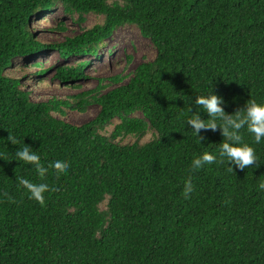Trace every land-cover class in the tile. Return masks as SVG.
Masks as SVG:
<instances>
[{"label": "trees", "instance_id": "16d2710c", "mask_svg": "<svg viewBox=\"0 0 264 264\" xmlns=\"http://www.w3.org/2000/svg\"><path fill=\"white\" fill-rule=\"evenodd\" d=\"M55 5L102 19L40 40ZM125 23L155 48L125 75L32 99L3 73L46 47L99 56ZM88 62L52 75L78 88ZM0 264H264V0H0Z\"/></svg>", "mask_w": 264, "mask_h": 264}, {"label": "rangeland", "instance_id": "374dc122", "mask_svg": "<svg viewBox=\"0 0 264 264\" xmlns=\"http://www.w3.org/2000/svg\"><path fill=\"white\" fill-rule=\"evenodd\" d=\"M31 29L34 35L47 42L63 40L65 35L72 34L81 30L83 27L90 26L94 22L102 19L101 15L87 13L84 19L76 22L70 16L64 14L60 5L52 7L51 11H45L40 18L33 16L31 18ZM58 20H63L66 29L59 31L51 29ZM49 26V27H47ZM50 28V29H49ZM99 56L92 54L62 56L55 47H46L25 54L21 58H15L14 61L5 67L4 73L20 76L24 87L30 91L32 99H45L51 94L65 96L73 94L82 89H87L98 82L97 78L103 76V82L108 80V76L113 73L125 75L130 72L140 61L151 59L154 56L155 48L148 38L139 33L136 25L125 23L114 28L104 39L102 45L98 48ZM80 59H88L84 67L85 77L77 81L78 88L69 85L60 84L52 75L54 66L63 63H75ZM31 61L40 62L42 67H48V70L41 76L44 77L42 82L39 81V75L33 71L37 69L36 65H30ZM110 82V81H109ZM111 83V82H110ZM116 83H111L115 85ZM98 110L96 105H90L86 111L69 110L64 118L68 121L79 124L90 118ZM115 122V121H114ZM112 124L107 126L111 129ZM145 135L142 140H146ZM134 137H127L124 141H131ZM122 140V141H123Z\"/></svg>", "mask_w": 264, "mask_h": 264}, {"label": "clouds", "instance_id": "9594fccd", "mask_svg": "<svg viewBox=\"0 0 264 264\" xmlns=\"http://www.w3.org/2000/svg\"><path fill=\"white\" fill-rule=\"evenodd\" d=\"M32 52V51H31ZM30 53V52H29ZM25 54H27V53H25ZM25 54H23V55H21V56H18V57H16V58H21V57H23ZM95 57H98V56H95ZM15 59V58H14ZM14 59H12L11 61L13 62L14 61ZM34 61H31L29 64L30 65H34V63H33ZM8 66V65H7ZM6 66V67H7ZM5 69V68H4ZM3 73H4V71H3ZM5 75H7V76H13V75H9V74H6V73H4ZM20 81H22L21 79H20ZM23 82V81H22ZM25 89H27V88H25ZM28 90V89H27ZM29 91V90H28ZM29 95H30V91H29Z\"/></svg>", "mask_w": 264, "mask_h": 264}]
</instances>
